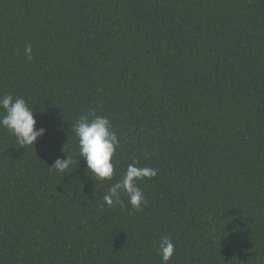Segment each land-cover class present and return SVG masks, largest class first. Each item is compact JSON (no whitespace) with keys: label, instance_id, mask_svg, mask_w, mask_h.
I'll list each match as a JSON object with an SVG mask.
<instances>
[{"label":"trees","instance_id":"trees-1","mask_svg":"<svg viewBox=\"0 0 264 264\" xmlns=\"http://www.w3.org/2000/svg\"><path fill=\"white\" fill-rule=\"evenodd\" d=\"M3 94L47 133L0 128V264H162L164 235L169 264H264V0H0ZM85 112L118 134L111 180L78 155ZM134 161L147 203L107 206Z\"/></svg>","mask_w":264,"mask_h":264},{"label":"clouds","instance_id":"clouds-1","mask_svg":"<svg viewBox=\"0 0 264 264\" xmlns=\"http://www.w3.org/2000/svg\"><path fill=\"white\" fill-rule=\"evenodd\" d=\"M31 52L32 47L28 45L25 48V54L29 60L32 58ZM0 111H2L0 128L7 129L24 148L32 147L40 137L47 133L46 128L37 127L33 109L20 96L0 95ZM71 132H74L77 138L78 155L85 162L86 174L96 183L111 180L115 174L114 155L120 140L110 119L106 116L96 115L95 112H85L71 126ZM72 163V159L66 155V158L58 157L49 168L64 173ZM157 174V169L147 166L140 167L136 161L128 164L122 178L109 185L107 192L102 197L104 204L109 207L122 204L121 194H124L133 210H141L147 200L138 181L152 179ZM174 253L175 244L172 239L167 235L161 236L157 254L160 256L162 264H169Z\"/></svg>","mask_w":264,"mask_h":264}]
</instances>
